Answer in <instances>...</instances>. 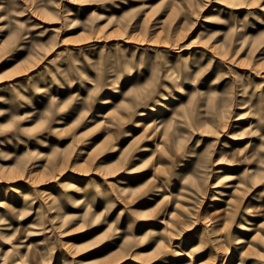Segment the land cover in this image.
<instances>
[{
  "label": "rangeland",
  "instance_id": "obj_1",
  "mask_svg": "<svg viewBox=\"0 0 264 264\" xmlns=\"http://www.w3.org/2000/svg\"><path fill=\"white\" fill-rule=\"evenodd\" d=\"M0 203V264H264V0H0Z\"/></svg>",
  "mask_w": 264,
  "mask_h": 264
},
{
  "label": "bare ground",
  "instance_id": "obj_2",
  "mask_svg": "<svg viewBox=\"0 0 264 264\" xmlns=\"http://www.w3.org/2000/svg\"><path fill=\"white\" fill-rule=\"evenodd\" d=\"M227 179L229 180V181H233L234 179H235V176L233 175V174H227ZM0 205H1V203H0ZM224 209V208H223ZM222 210V209H221ZM226 213H227V211H226ZM165 220L163 219L162 220V222H164ZM243 237V236H242ZM242 237L240 238V240H238L239 242L242 240ZM238 242V243H239ZM188 254V252H187V249H183V250H178V255H187ZM212 259V257H209L208 258V260H211Z\"/></svg>",
  "mask_w": 264,
  "mask_h": 264
}]
</instances>
